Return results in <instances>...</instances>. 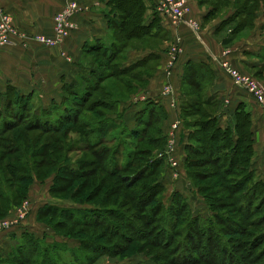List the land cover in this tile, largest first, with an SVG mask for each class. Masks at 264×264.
<instances>
[{"label":"rangeland","instance_id":"rangeland-1","mask_svg":"<svg viewBox=\"0 0 264 264\" xmlns=\"http://www.w3.org/2000/svg\"><path fill=\"white\" fill-rule=\"evenodd\" d=\"M198 1L201 5L205 6L207 14L211 12L212 19H215L216 21L219 20L221 22L223 20L226 21L225 25H223L222 29L220 30L219 36L221 38L230 36L231 30L240 28V30L232 36L233 41L240 40L242 37L248 36L252 29H254L253 24L255 25L256 20L258 21V17L261 16L264 18V0ZM69 3L77 4L78 8L76 9L75 13L80 10L78 2L71 1ZM69 3H67L54 15L52 33L40 34H45L47 36L53 35L55 17L57 14L67 9ZM243 8H245L244 10H246V12L237 15L238 11L243 10ZM0 12L7 13L3 10H0ZM12 20L17 29L28 35L25 30L21 29L15 24L13 17ZM72 20L76 24L73 16ZM262 27H264V24ZM72 32L73 30L70 32V34ZM30 35L33 34L31 33ZM68 36H66L63 41ZM110 38H113V35L110 36ZM149 41H157L156 45L159 44L158 39H149ZM149 41L132 40L130 47H138L141 45L146 46V44L150 43ZM33 43L37 42H31L30 45ZM21 46L25 48L24 45L21 44ZM130 47L124 48L122 50L123 52L117 56L113 64L123 66L131 65V63H126L125 61L127 57L126 54L130 50ZM89 62L88 68H98V65H106L107 61L106 57H103L101 54H91ZM147 63L148 64L146 67H134L131 65L127 70V74H120L118 75V78H108L103 83L104 85H107L108 90L113 91L115 96L113 98L114 100L118 101L119 103L122 100H132L134 99L135 95L141 93L140 88H143L142 85L145 84L143 81L144 75L151 72V68L155 66L156 61L151 60ZM263 69L264 67L261 69V71H263ZM244 73L253 75L264 84V76H260L257 72ZM118 79H123L129 86L118 84ZM62 91H64L63 88ZM98 94L100 93L98 92L97 95ZM36 96L39 95L36 93ZM202 96H204L205 99L207 98L205 93L204 95H201L199 92H196L188 98L186 97L187 99H191L193 101V110H191L193 113H191L189 118H184L187 128L190 126L191 129H196L194 125L196 122L203 120L204 114L205 118L208 116H217L218 120L220 121L221 114L218 112V101L214 97H211L208 101L205 100L202 102ZM45 100H47V98L42 100L41 98L36 97L32 103L33 105L41 107L45 106ZM206 102H209V104H206ZM0 105V109L4 107V103ZM198 109H200V113L196 112ZM105 111L110 113V115L114 112L113 109L106 110L104 106L96 107L95 111H92L91 113L86 112L85 118L82 119V123L80 122L73 127L66 125L64 128H62L59 132H57V135H60L58 137L60 141H56V143L52 145L53 148L47 150L46 154L48 155H45L44 157H33L32 153L34 152L31 147H28L30 144H23L19 139L15 140L17 146H21L22 149H20L17 154H7L4 159L0 160V175L6 176L4 185H6V188L8 187V191L11 193L16 191L23 192L25 191V188L23 187H28L29 190H31V193L29 191L30 194L28 193V197H20L17 199V204L19 205L9 210V215L14 212L15 208L20 207L27 199L31 201L30 211L24 219L26 225L23 228L28 229L29 231L31 230L33 234L36 233V235L44 241L53 243L55 239L68 240L70 243L68 245H72V247L77 249L76 251L79 250L78 253L80 252L81 254H90L91 252L86 246L80 245V240L92 239L115 250L118 248L119 251L122 252L116 256L102 255L95 264H99V262L100 264H108V262L113 264H235L236 261L240 262L241 264H264V210L260 211L261 208L259 210H255L259 207L260 195H257L258 198L255 199L253 204H250L248 208L245 207L240 209L238 204V195L254 181L258 180L262 183L261 189L264 194V147L260 151H256L254 147V154L250 157V161L248 162V165L245 166L243 171H234L233 173L227 175L225 179H221L218 176V174L222 173V169L220 168L221 166L219 163L216 164L214 162L213 157L210 158L208 155L203 154L204 145H200L195 140H192L191 144L196 149H199L200 154L197 152L195 153L194 149L186 150L184 148L182 150L179 148V146H177L178 148L174 152L175 159L177 160L178 164L175 167H172L171 159L169 158L170 153L167 151V141L160 142L153 146L151 143L146 141L142 143H132L129 139H127L128 144L125 150L127 152L133 151L132 159L134 160L133 169L129 171H134V169L138 171V169H142L145 167V165L150 166L146 172L154 171L153 175L143 174L142 177H137L134 180L136 183L135 185L145 186L146 188L147 186H151L153 183L161 181L164 186L160 188L157 187L158 191L154 193L155 196H153V199H151L152 201L149 204V207L159 206L156 212L151 213V210L148 208L146 211L142 209L140 212H138L139 214H142V216L139 218V214L137 216V210H135L134 204L136 203L137 199L130 200L128 195L130 194L131 190L122 188L120 184V182H123L124 184V181L129 179L126 178V180L121 181L120 178L118 179L110 177L109 175V178L106 181V173L97 168L94 164L95 156L93 157L91 152H81L78 149L76 150L73 148L76 145H81L82 140L84 138L86 139V136H84L85 121L99 118L101 117V114L104 113L106 116ZM26 121L27 120H15V118L6 117L4 126L10 125L13 122L21 124L15 130H13V133H7L5 136H12L13 134L15 135V133L24 127V122ZM234 121L235 111L232 112L231 121H229V123L233 124ZM51 133L49 135H43L45 137L49 136L52 140L53 136L51 135H54V132ZM116 133L117 131L111 133L110 138L115 139L114 135ZM110 146L113 147L114 145L110 144ZM24 147L28 148L25 150ZM149 147L150 149L152 148L149 153L150 155L144 153L145 151L143 150ZM162 153H165V156L162 155ZM187 153L198 160V166L194 167L193 170L194 173L199 174H194L198 176L197 179L191 178V175L189 174L186 167L185 158ZM16 156H22L26 165H29L30 168H35L33 171H35L38 175V180H33L32 183L30 182V179L16 181L15 178L13 179V177H11L10 169H6L5 167L7 162ZM154 158L164 159L159 162L158 165L152 167L150 162ZM42 159L45 160V164L42 163V165L39 164L37 166L36 163L38 161L43 162ZM48 162L49 164H46ZM59 165L61 166L59 178L54 182L53 178L56 176V172H58L57 168ZM17 169L19 175L33 173L31 169L30 171H27L21 168V166H18ZM71 170H79L77 172H81V174L72 175L70 174V172H72ZM94 171H96L95 175H90ZM246 171H251V178L249 181H247V183L244 184L242 188H240V190H237L233 193L230 192L229 189H226L231 185L230 183L232 181L230 180L233 179L234 181V179H240L241 174H244ZM128 177L131 178L132 176L129 174ZM53 182L54 184H52ZM99 185V190H96L95 192L94 189H97L96 187ZM185 200L188 203L187 210L185 208V211L182 214L175 215V210L179 209L181 203H184ZM47 201L64 207L77 206L82 208H91L95 205L106 207V209L108 207L115 209L119 208L125 212V214L133 217L135 223L142 227V230L139 231L138 235H143L145 239H153L152 242L154 245H150L148 242L144 243L143 240H139L137 243L131 245V248L120 249V245L127 243V241L121 236L117 238L114 237V234L108 236L104 231V227L98 225L97 223L82 224V222L64 218L59 215L52 216L48 213H42L38 217L39 219L36 217V219L33 218L31 221L29 219L31 212L37 208H40ZM137 203H139L138 200ZM0 204L5 205L6 202L3 199H0ZM162 206L163 210L166 212L170 211L168 216H166V212L163 214L162 211H160ZM3 210H5V208ZM215 213L219 214L218 222L212 226V230H208V218H212ZM77 214L80 213L77 212ZM149 215L153 216L154 218ZM192 216H198L199 219L197 224L194 223L193 226H190L188 219H191ZM109 218L114 219L126 227V222L124 220L122 221L116 219L113 215H110ZM181 219H184V221L182 222ZM147 220L149 223H153V230H150L151 226H149V224H145ZM225 220L235 222L233 223L235 226L230 224V227H228L227 223L224 222ZM133 226H135V224ZM21 229L22 228H18L13 232L16 234ZM166 231H169L168 234L165 233ZM126 233L132 236L137 235V232H134V229L130 228L126 229ZM163 233H165V235H163ZM46 236L58 238H54L53 241H48ZM207 239H209L208 243ZM168 240L171 241V243L169 242L170 247L168 249L161 247L166 245L165 242H168ZM222 240L225 242L222 243ZM227 247L230 251L226 249L225 250L230 255L226 254L225 256V253L222 251V249ZM15 248L16 247L12 248L10 251L2 253L3 257L1 258L2 260H0V264H16L9 261L8 257H6ZM40 253L41 251L37 254L36 259H39ZM83 257L85 256L83 255ZM108 257L116 259L111 261L108 259ZM221 257H223V260H221ZM73 258V255H70L69 252H66L63 258H59L58 264L71 263L74 260ZM85 259L87 260V258Z\"/></svg>","mask_w":264,"mask_h":264},{"label":"trees","instance_id":"trees-1","mask_svg":"<svg viewBox=\"0 0 264 264\" xmlns=\"http://www.w3.org/2000/svg\"><path fill=\"white\" fill-rule=\"evenodd\" d=\"M109 3L112 4L114 8H116L120 12V19L112 20L111 23V27L113 29L112 40L109 42H100L87 46L88 53L93 55L101 54L103 57H106V65H98V68H88L87 71L80 73L79 76L72 82L64 83V91L61 100L59 102L52 101V103L46 107H38L36 105H33L32 102L34 100V97L32 96V94H24L12 84H9L4 90L0 89V104L4 103L3 108H5L0 109V160L4 159L7 154H17V152L22 149L21 146H17V143L15 141L16 139L21 140V143L23 144H30V146L28 147L32 148L34 152L32 153L33 157H44L45 155L47 156V150L53 148L52 145L55 144L56 141H60V139H58L60 135H57V132H59L66 125L73 127L80 122L82 123V119L85 118L86 112L91 113L92 111H95L96 107L104 106L106 110L113 109L114 112L111 115L110 113L105 111L106 116L104 113L101 114V117L99 118L85 121L84 136H86V139L84 138L82 140L81 145H76L73 148H75L76 150L78 149L81 152H91L93 157L95 156L94 164L96 165V167L106 173V181L109 178V175L110 177L118 179L120 178L121 181L126 180V178L129 179L127 181H124L125 185L123 184V182H120V184L122 188L131 190L130 194L128 195L130 200H138L139 203H137V200L136 203H134L135 210H137L138 216V212H140V210L142 209L146 211V209L148 208L151 210V213L156 212L159 206L149 207V204L151 203V199H153V196H155L154 193L158 191L157 187L160 188L164 186L161 181L153 183L151 186H147L146 188L145 186L135 185L136 183L134 180L137 177H142L143 174L153 175L154 171L146 172L148 167H150L149 165H145V167H143L142 169H138V171H136L135 169L134 171H129L133 169L134 160L132 159L133 151L127 152L125 150L128 144L127 139H129L132 143H142L146 141L148 143H151L153 146L160 142L167 141V137L162 136V134L159 132L160 127L157 126L158 123L156 124V126L153 125L152 130L148 125V123L153 121L155 116L158 118L162 117L163 106L155 104L154 101L146 102L143 105L142 109L136 114L137 125L135 127H130L123 121H116V115H120L118 112L119 102L113 99L115 97L113 91L108 90L107 85H104L103 83L108 78H118V75L120 74H127V70L131 65L134 67H146L148 61L156 60L159 57L158 54L151 53L131 65L123 66L113 64L117 56L121 52H123L122 50L124 48L130 47V43L132 42V40L149 41V39H158V42H160V38L162 37L161 35H163L161 31H163V29L159 27L155 29L156 25H148L146 23L144 18V0H109ZM244 9L245 8L238 11L237 15L246 12V10ZM206 19H212L211 12L207 14ZM225 23L226 21L223 20L217 27L216 32L219 33ZM239 30L240 28L231 30V35L222 38V43L224 45L230 44L233 41L232 36ZM156 43L157 41L150 42L149 45L152 46V48H156ZM196 68L197 67H195L193 63H190V68H188V70H186L185 72L184 85L182 87V100L180 104V116L183 119L189 118L191 116V113H193L191 111L193 110V101L187 98L195 94L196 92L204 95V84L201 83V80L198 76V68ZM118 84L129 86L123 79H118ZM142 86H145V84ZM98 92L100 94L97 95ZM210 98L211 97H207L205 99V97L202 96V102H204L205 100L208 101ZM206 104H209V102H206ZM196 112L200 113V109H198ZM6 117L15 118V120L22 119L27 121L24 122V127L20 131L15 133V135L13 134L12 136H5L7 133H13V130H15L21 124L13 122L10 125L4 126ZM194 126L196 129H191L190 126L188 127V141L185 144L184 148L186 150L194 149L195 153L197 152L198 154H200L199 149L193 147L191 142L192 140H195L200 145H204L203 154L208 155L210 158L213 157L214 162L216 164L219 163V165L221 166L220 168L222 169V173L218 174L221 179H225L227 175L233 173L234 171H243L245 166L248 165L250 157L254 154V139L251 130L250 114L243 107H239L235 112V121L233 122V124L229 123L226 127L220 126L217 116H208L205 118V114L203 120L196 122ZM114 131H117V133L114 135L115 139H111L110 135ZM51 132H54V135H51L53 136L52 140L49 136L45 137L43 135H49ZM110 144H113L114 146L111 147ZM28 147H24V149L26 150ZM143 150L145 151H143L144 153L150 155L149 153L152 148L150 149L149 147ZM163 159L164 158L152 159L150 162L151 166L154 167L158 165V163ZM42 160L43 162L38 161L36 163L37 166L39 164L42 165V163L45 164V160ZM24 161L25 160L22 156H16L14 158H11V160L7 162L5 168L10 169L11 177H13V179L15 178L16 181L30 179V182H32L33 180H38V175L35 171H33L35 170V168H30V166L26 165ZM49 162L46 164H49ZM197 163L198 160L187 153L185 164L189 174L191 175V178L193 179H197L198 176L196 175H199L194 173L193 171L194 167L198 166ZM18 166H21V168L27 171H30L31 169L33 173L19 175L17 171ZM57 169L58 172H56V176L53 178L54 182L59 178V171H61V166L59 165ZM77 171L73 170L72 172H70V174H81V172L79 173ZM250 172L251 171H246L244 174L242 173L241 178L238 180H230L232 181L230 183L231 185L226 189H229V191L233 193L237 190H240V188H242L244 184L250 180ZM95 173L96 171H94L90 175H95ZM129 174L132 176L131 178L128 177ZM5 177V175H0V199H3L6 202L5 205L0 204V218L7 217L10 213L8 211L19 205L17 204V199H19L20 197H28V193L30 191L28 187H23L25 188V191H16L14 193H11L10 191H8V187L6 188V185H4ZM54 182L52 184H54ZM261 184L262 183L258 180L254 181L244 191H242V193L238 195V204L240 209L245 207L248 208V206H250V204L252 205L253 201L258 198L257 195H260L259 207L255 210H259L260 208V211L264 210V194L261 189ZM96 188L97 189L93 188L95 192L96 190H99L100 185ZM4 208L5 210H3ZM185 208L186 210L188 208V203L186 200L184 203H181L179 209L175 210V215L182 214L185 211ZM160 211H162L163 214L166 212L165 210H163V206L161 207ZM77 212H79L80 214H77ZM42 213H48L52 216L59 215L64 218L82 222V224L97 223L98 225L104 227V231L108 236L114 234L115 238L121 236L127 241V243H125L124 245L119 246V248L121 247L120 249L131 248V245L137 243L139 240H143L144 243L148 242L150 245H154V243L152 242L153 239H145L143 235H138L139 231L142 230V227L135 223L133 217L125 214V212H123L119 208L115 209L108 207L106 209V207L95 205L91 208H82L77 206L64 207L53 204L52 202H47L38 209L36 217L38 218ZM166 214V216H168L170 214V211H167ZM110 215H113L116 219L122 221L124 220L126 222V227H124L114 219H110ZM140 216H142V214H139L138 217L140 218ZM151 217L154 218L153 216ZM218 217L219 214L215 213L212 218H208V230H212V226L215 225L216 222H218ZM198 219V216H192L191 219H188L189 225L193 226L194 223L197 224ZM181 221L183 222L184 219H181ZM224 222L227 223L228 227H230V224L234 225L233 223H235L226 220ZM134 224L135 226H133ZM145 224H149V226H151L150 230H153L154 225H152V222L149 223V221L147 220ZM24 226L25 224L23 223L20 228L23 229ZM127 228L134 229V232H137V235L132 236L126 233ZM168 232L169 231H166L165 233L168 234ZM9 233L10 235L15 234L13 231ZM165 233H163V235H165ZM208 241L209 239H207V243ZM80 242V245L86 246L90 250V254H81L80 252L78 253L79 250L76 251L77 249L69 246L67 242L54 241L53 243H48L41 238L35 237L30 231H24L21 238L19 239V243L17 244L16 248L6 257H8L9 261L16 264H58L59 258H63L64 254L66 252H69L70 255H73L74 260L71 263L66 264H95L102 255L116 256L122 253L118 248L115 250L111 247L104 246V244H100L92 239H81ZM166 242V245H163L161 247L168 249L170 247L171 241L168 240V242ZM224 242L225 241L222 240V243ZM225 249L228 250L229 248H223L222 251L225 253L223 254L225 256L226 254L230 255ZM40 251V257L39 259H36V256ZM83 255L85 257H83ZM2 257L3 256L0 255V260H2ZM85 258H87V260ZM221 260H223V257H221ZM235 264L241 263L236 261Z\"/></svg>","mask_w":264,"mask_h":264},{"label":"crops","instance_id":"crops-1","mask_svg":"<svg viewBox=\"0 0 264 264\" xmlns=\"http://www.w3.org/2000/svg\"><path fill=\"white\" fill-rule=\"evenodd\" d=\"M71 1L78 2L80 10L73 15L76 28L62 44L49 47L33 43L24 48L21 46L22 40L17 38L16 46L0 45L1 90L12 84L22 93L32 94L34 99L47 98L45 106L50 105L52 101L59 102L64 83L72 82L80 73L87 71L91 58V54L87 52V46L112 40L110 38L113 33L111 23L112 20L120 19V12L109 3V0H0V10L11 14L15 24L25 30L28 35L52 33L54 15ZM144 3L146 23L156 25L155 29L158 27L163 29L161 31L163 35L156 48H152L149 44L130 47L125 61L133 64L151 53H157L159 57L153 60L156 63L151 68V72L144 75L145 86L140 88L141 93L135 95L132 100H122L119 103L118 112L121 115H116V121H123L130 127H135L137 112L146 102L154 101L155 104L163 106V115L161 118L155 116L153 121L148 123L149 128L152 130L153 125L156 126L158 123L159 132L167 137L168 144L171 125L179 119L181 124L176 132L175 150L177 146L183 150L188 141L189 129L185 127L184 119L180 116V104L185 72L190 68V63H193L198 68L196 69L201 83L204 84L205 95L214 97L218 101V112L221 114L220 126H228L232 112L243 107L250 114L254 147L256 151H260L264 147V108L251 93L234 83L220 63L224 58L223 51L229 49L227 59L235 68L242 72H257L260 76H264V69L261 71L264 67V27H262L264 18L258 17L254 29L248 36L224 45L219 36L220 32H216L221 21L207 20L206 8L198 0H189L190 12L187 18L200 23L201 40L194 36L185 23L173 25L170 22H164L150 0H144ZM177 42L179 43L178 53L168 69L167 64L171 59L170 50ZM166 84L172 86L176 105L172 104L171 95L162 96ZM36 93L39 96H36ZM38 209L31 212L29 216L31 221L33 218L36 219ZM24 223L26 225V222ZM23 229L13 234L14 236L9 232L0 233V255L17 246L23 232L29 231ZM33 235L39 238L36 233ZM46 238L48 241H53L58 237L46 236ZM54 241L70 244L68 240L55 239ZM108 259L113 261L116 258L108 257Z\"/></svg>","mask_w":264,"mask_h":264},{"label":"built area","instance_id":"built-area-1","mask_svg":"<svg viewBox=\"0 0 264 264\" xmlns=\"http://www.w3.org/2000/svg\"><path fill=\"white\" fill-rule=\"evenodd\" d=\"M150 2L164 22H170L173 25L185 23L191 29L194 36L201 40L200 23L194 19L187 18L190 12L189 0H150ZM77 8L78 6L76 3H69L67 9L56 15L54 20V32L51 36L40 33L29 36L26 33H22L23 31L15 27L11 15L0 12V45L16 46L18 45L17 38L22 40L21 44L25 47L29 46L31 42L42 43L47 46L59 45L63 39L76 28L72 16ZM178 49L179 43H174L170 50L171 59L167 64L168 69L173 64ZM229 52V49L223 51L224 58L220 63L221 67L232 78L235 84L251 93L264 108V84L253 75L244 73L235 68L227 59V54ZM170 95L172 96V104L176 105V98L172 86L166 84L163 88L162 96L168 97ZM180 124L181 122L179 119L173 122L168 136L167 151L170 153L169 158L171 159L172 167L178 164L175 159L174 151L176 147V132L180 128ZM164 154L165 153H162V155ZM30 203L31 201L26 199L20 207L15 208L12 214L0 218V233L11 232L20 228L30 211Z\"/></svg>","mask_w":264,"mask_h":264}]
</instances>
